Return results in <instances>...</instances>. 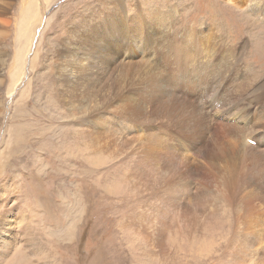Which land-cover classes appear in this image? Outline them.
<instances>
[{
	"label": "rangeland",
	"instance_id": "rangeland-1",
	"mask_svg": "<svg viewBox=\"0 0 264 264\" xmlns=\"http://www.w3.org/2000/svg\"><path fill=\"white\" fill-rule=\"evenodd\" d=\"M184 1L122 0L121 4L115 0L114 4L112 0H12L10 10L1 17L5 22L0 25V195L6 192L0 198V217L8 214L11 219L0 227V232L2 238L16 241L9 248L0 249V264H247L250 260L253 264H264V197H261L264 152H259L264 151V146H250L245 138L246 135L254 138L257 132L264 131V96L258 99L260 90L249 88L246 103L250 108L245 115L247 119L253 118V113L257 115L252 122L248 120L249 125H244L245 136L239 132V124H234V119L227 122V115L222 112L227 110L225 104L232 108L235 105L236 111L239 106V100L233 98L235 87L227 88L230 82L225 80L228 76L239 79L245 74L235 73L240 64L232 62L234 58L246 55L244 60L259 70L258 77L264 75V16L258 14L264 11V0H256L254 11L250 6L255 0ZM127 4L142 12L148 9L152 16L133 19L135 10L126 13L120 8ZM166 13L170 15L165 16ZM149 17L153 24H145ZM174 18L179 22L174 23ZM27 38L33 41L28 44ZM84 41H89V45L84 46ZM172 43L176 47L183 44V55L188 50L198 53L201 46L208 53L211 51L208 44H217L216 71L220 63L228 64L225 62L228 60L230 64L223 69L228 75H223L226 77L209 89L205 84L194 87L177 72L172 74L174 78L163 75V87L151 74L140 85L130 82L132 75L144 69L165 72L170 60L165 53L175 54L176 48L171 51L168 47ZM64 48H68L64 53L76 65V71L86 70L91 75L65 81L60 71L64 66L57 63V51ZM23 49L26 63L22 64ZM126 56L131 57L121 62ZM79 59L81 66L76 61ZM90 60L93 66L88 68ZM185 60L186 68L187 57ZM72 64L65 65L67 75ZM22 65L25 74L16 86L22 77H16ZM173 67L178 70L176 65ZM176 82L175 89L165 87H174ZM76 84L78 95L70 104L66 93L68 87ZM90 86L96 91L91 97L87 95ZM102 91L108 95L106 101H101ZM117 92L122 93L121 98H116ZM216 93L222 96L217 98ZM155 96L163 104L179 99L178 117L174 115V107L156 102L143 104L142 100ZM222 97L232 98L223 104V100L218 102ZM120 99L128 105L126 108L117 104ZM212 99H216L215 111L209 109ZM218 112L224 113L217 117L219 121L213 117ZM223 128L228 129L236 167L247 162L253 152L256 157L242 171V199H238L242 202L250 194L247 200H252L251 204L259 202L253 216L245 210L246 200L243 205L239 203L242 209L239 204L232 207L226 204L222 191L231 176L228 171L224 173L223 167L233 164L231 158V163H227L228 159L218 160V170L210 168L214 176L199 175L197 169L196 175H189L179 189L171 188L174 164H182L189 174L201 167L205 158L210 160L215 151L222 150L215 137H222ZM107 133L130 143L132 135L143 136L147 143L142 140L141 144L145 142L142 157L132 148L128 155L123 153L129 148H121L119 144L123 141L107 147L106 152L100 146L92 149L89 139L94 137L90 134ZM136 157L147 167L145 180L140 181L142 185L157 192L162 186L174 189V202L184 204L193 185L199 184L200 190L208 193L214 187L212 197L205 198L203 192L204 197L198 195L210 206V211H215L213 222L218 227L214 224L206 231L201 226L195 227L187 231L190 234L184 231L185 237L176 234L174 218L178 208L174 203L160 200L155 205L156 199L144 194L140 182H131ZM154 166L159 181L154 180ZM217 173L219 189L213 184L218 179ZM207 205L204 209L209 211ZM214 206L218 209L214 210ZM9 209L14 211L8 212ZM139 215L150 224L159 223V228L137 232L130 223ZM31 239L35 242L30 243Z\"/></svg>",
	"mask_w": 264,
	"mask_h": 264
},
{
	"label": "bare ground",
	"instance_id": "bare-ground-1",
	"mask_svg": "<svg viewBox=\"0 0 264 264\" xmlns=\"http://www.w3.org/2000/svg\"><path fill=\"white\" fill-rule=\"evenodd\" d=\"M103 1V0H102ZM120 1V3L122 4L123 2H122V0H119ZM180 1H184V0H180ZM232 3L234 2V3H239L240 2V0H230ZM112 2L115 4V0H112ZM185 2V1H184ZM166 3V2H165ZM12 5V0H0V25H1V23H3V22H5L1 17H3V16H6V14L8 13V11L10 10L9 8H10V6ZM117 5V4H116ZM136 6V5H135ZM152 6V5H151ZM257 6V2H256V0H255V2L253 3V4H251V6H250V10H252V11H254V8ZM121 9H123V11H125L126 10V13H128V10L129 9H132V10H135L134 9V7H131L130 5H123V6H121L120 7ZM136 11V15H134L133 16V19H135L136 18V20H137V18H140V17H142V16H146V15H150L149 14V12H150V10H143V12H142V9H138V10H135ZM151 14H153V13H151ZM171 14H172V12H171ZM260 16H264V11H262V12H259L258 13ZM168 15H170V14H165V16H168ZM150 16H152V15H150ZM163 17V16H162ZM132 18V17H131ZM145 18V17H144ZM150 18V17H149ZM146 19L145 20V24H148V23H150V24H153L152 22H151V18L150 19ZM171 18H172V20H173V17H171L170 16V20H171ZM153 19V18H152ZM155 22V21H154ZM179 22V19L178 20H175V18H174V23H178ZM124 24V23H123ZM139 25V24H138ZM100 25L98 24L97 25V29H100ZM167 31V30H166ZM207 31V30H206ZM29 32V31H28ZM167 32H169V31H167ZM194 32V31H193ZM65 33H67V31H65ZM150 34V33H149ZM179 35V33H177V36ZM182 36H184V35H182ZM190 36V35H189ZM33 37V36H32ZM204 37V36H203ZM185 38H187V37H185ZM190 38V37H189ZM209 38V37H208ZM28 39V38H27ZM26 39V40H27ZM165 39V38H164ZM204 40V39H203ZM31 41H33L31 38L30 39H28V44L31 42ZM204 42V41H203ZM33 43V42H32ZM196 43V42H195ZM83 45L85 46V45H89V41H84L83 42ZM183 44H181L179 47H176V44L174 43H172V44H170V45H168V47H171V51L172 50H174L175 48V54L174 55H171V53H170V51H167V54L165 53V55L166 56H168L169 57V63L167 64V66H166V71L165 72H161L160 70H157V69H151V68H148L147 70H142V71H140V72H138V73H135V76L133 77V75L131 76V78H130V82L132 83V84H134V85H137V84H141L143 81H145V80H147V75L148 74H151V78H153V79H155L158 83H160L161 84V86L163 87L164 86V84H163V82H164V78H163V75L164 74H168V75H170V77L172 76V74L174 73V72H177L180 76L179 77H182V76H184L185 77V81L187 80L188 81V83H192L193 84V86L194 87H196V86H202V85H207V88L209 89V88H212V87H214L217 83H218V81L220 82V80H221V78L222 79H224L226 76H223V75H228V74H226V71L225 70H223L225 67H227L229 64H230V61H228V60H226L225 62H228V64H224V63H220L219 64V67H218V71H216V68H217V63H216V59L218 58L217 57V55H216V53L218 52V46H217V44H215V45H210V44H208L209 45V48H210V50L211 51H209L208 53L205 51V49H204V47L203 46H201L199 49H198V53H197V51L196 52H194L193 53V51H190V50H188L184 55H183V53H181V46H182ZM23 46V45H22ZM254 46H259V45H254ZM173 47V48H172ZM244 47V46H243ZM24 48L26 49V47L24 46ZM150 48H153V45L152 44H150ZM264 48V47H263ZM244 49H245V47H244ZM243 49V50H244ZM66 50H68V48H64L63 50H61V51H57V54H58V56H59V58H58V61H57V63H58V65H60V66H64V67H61V76H63V77H65L66 78V80L65 81H67V80H69L71 77H75V79H85V77L86 76H88V75H91V73L90 72H87L86 70H83L81 73H78L77 71H76V65L75 64H72V62L67 58L68 57V55L67 54H65L64 52L66 51ZM26 51V50H25ZM25 51H24V49L21 51V61H22V64H23V61L25 60ZM90 52H91V49H90ZM169 52V53H168ZM262 52V51H261ZM143 54H145V51H143L142 52ZM244 53L245 54H247V52L246 51H244ZM90 54L91 53H89V55L86 57V59L88 60V58H90L89 56H90ZM131 55H135V53L134 52H132V53H130ZM263 55H264V53H262ZM127 55V54H126ZM170 55H171V58H170ZM192 55V57H190ZM131 56H129V57H127L126 56V58L124 59V61H122L121 60V62H127V60L130 58ZM187 57V67L185 68L184 66H183V63L184 62H186V60L185 61H183L185 58ZM190 57V58H189ZM246 57V55H244V56H242V57H236V58H234L233 60H232V62H235V63H238V64H240V67L237 69V70H235V73H245V74H243V76L241 77V78H233V77H230V76H228V77H226V82L227 81H229L230 83L229 84H227V88H228V86H232V87H235L234 89H232V87H231V89H232V92L235 94L234 95V100H239V106H238V109H237V111H236V106L234 105L233 106V108L232 107H230V105L229 106H227V104H225L226 105V107H227V110H225V111H222V109H221V111L222 112H224V113H222V112H218V113H214L213 114V117L216 119V120H218L219 121V118H217V117H219V116H221V114H224V115H227L226 116V121L228 122V120H230V122H232V120L234 119L235 120V122H236V124H239V126H238V130H239V132L242 134V136H245V133H246V128H245V126L244 125H249V121L250 122H252L253 121V119H254V117H255V114L253 113V118H250V116H249V119H247L248 117V115H245L246 114V111H248L249 110V106L247 105V103H246V100H247V97H248V95H250L249 94V88H252V87H254V90H260V92H259V95H258V99H260V98H262L263 96H264V75H262V76H260V77H258L259 76V70H255V69H253L255 66H254V64L252 63V62H247V61H245L244 60V58ZM27 58V57H26ZM81 59V58H80ZM79 59V61L78 60H76L77 61V64L79 65V66H81V65H83V63H82V60H80ZM34 61V60H33ZM117 61H119V58L116 60V62ZM160 61V60H159ZM25 63H26V61H24ZM68 63H70V64H72L71 66H70V69H69V71H68V75L66 74L67 73V70H66V67H65V65H67ZM120 64H118V66H119ZM173 65H176L177 66V68H178V70H176V69H174V67H173ZM93 65H92V62H91V60H90V64H89V66H88V68H91ZM231 66V65H230ZM229 66V67H230ZM21 67V69L19 70V72H18V74L16 75V77H20L21 75H22V77L20 78V80L19 81H17L16 83H15V85L17 86V84L19 83V82H21L22 81V79H23V74H25L24 73V71H25V69H24V67H23V65L22 66H20ZM22 67H23V69H22ZM232 67H234V65H233V63H232ZM232 67H230V68H232ZM230 68H228V69H230ZM227 70V69H226ZM169 71H171L170 72V74H169ZM229 72V71H228ZM227 72V73H228ZM189 73H190V77H189ZM221 75V76H220ZM241 75V74H240ZM166 77V76H165ZM173 77V76H172ZM198 77H200L201 79H198ZM174 78V77H173ZM179 79V78H178ZM71 81V80H70ZM70 81H68V83L70 82ZM178 81V80H177ZM75 82V81H74ZM74 82H72V83H74ZM139 82V83H138ZM175 82V81H174ZM257 82H260V84H258L257 86L255 85ZM67 83V84H68ZM71 83V84H72ZM75 84V83H74ZM181 85V84H180ZM183 85V84H182ZM15 86V87H16ZM71 86V85H70ZM73 87H68V90H67V96H68V102L70 103V104H72V102H71V100L73 99V98H75L77 95H78V89H79V84H76L75 86L74 85H72ZM14 87V88H15ZM165 87L167 88V89H170V88H177L178 87V84H177V82L175 83V86L174 87H172V86H167V85H165ZM180 88H181V86H180ZM183 88V87H182ZM230 89V88H229ZM235 89H236V91H235ZM61 90H62V88H61ZM61 93H62V91H60ZM96 91L94 90V88L92 87V86H90L89 88H88V90H87V95L89 96V97H91V96H94V93H95ZM225 92H227V91H225ZM232 93V94H233ZM248 93V94H247ZM254 94H256V93H254ZM64 95V94H63ZM228 95L229 94H227V97H228ZM222 96V95H221ZM220 96V97H221ZM122 97V93H118L117 92V95H116V98H121ZM124 97V96H123ZM207 97V96H206ZM216 97L217 98H220V97H218L217 96V93H216ZM232 97H230V98H226V97H222L221 99H219L218 100V102L219 103H221L222 102V100H223V104L227 101V100H229V99H231ZM108 99V95L107 94H105L103 91H102V99H101V101H106ZM66 100V99H65ZM138 101H140L139 99H137ZM161 99H159V97H151V98H149L148 100H142V102H143V104H152V103H157L156 105H160V106H164V105H168L169 107H174V115L176 116V117H178V111H180V109H181V106H180V100L179 99H174V100H171V101H169V100H166V102H165V104H163V103H160L159 101H160ZM78 101V100H77ZM122 99H120L118 102H117V104L119 105V106H122V107H127L128 105H124V104H122ZM130 101V100H129ZM136 101V100H135ZM134 101V102H135ZM125 104H127V103H125ZM222 104V105H223ZM219 105H221V104H219ZM224 105V106H225ZM113 106V105H112ZM218 106V105H217ZM77 108H79L78 107V102H77ZM215 108H216V99H212V102H211V107H209V109L210 110H213V111H215ZM220 108H222V107H220ZM226 109V108H225ZM223 115V116H224ZM257 115V114H256ZM175 117V118H176ZM179 117H182V115H179ZM225 117V116H224ZM249 120V121H248ZM239 122V123H238ZM222 122H220V124H221ZM151 124V123H150ZM149 124V125H150ZM83 126V125H82ZM87 126V125H86ZM231 126H229V128H230ZM221 130V133L223 134H221L222 135V137L220 136V135H216V137H215V142H218V143H221V148H222V150L221 151H219V152H216L215 151V153L217 154V155H215V153L213 154V158L212 159H207V158H205L204 160H203V163H202V165H201V167H196L195 168V171L193 170V171H191L189 174L186 172V170H184V169H182L183 168V165L182 164H180V163H176V164H174V184H172L171 185V188L172 187H174L175 188V191H176V189H179V186L181 185V184H183L186 180H187V177L189 176V175H196V172H197V169H198V174L199 175H202V173H205V175H207V173H209L211 176L213 175L214 176V173L212 172V170L210 169V168H212V169H217V161L218 160H221V161H226L227 159H228V162L227 163H229L230 162V160L231 161H233V164H228L227 165V167L225 168V167H223L224 168V173L226 172V171H228V173H229V175L231 176L230 178L231 179H229V178H227L226 179V182H225V184H224V186H226L227 188L226 189H222L223 191H222V193L223 194H225V196H226V201H227V203L226 204H228L227 206H229V207H232L233 205H236V206H239L240 204L239 203H241V205H243L242 203L246 200V202H244V205L246 206V208H245V210L247 211V213L248 214H252L253 213V209H254V207L255 206H257V203H259V202H257L256 203V205H253V204H251V202H252V200L250 201V200H247V197H249V195L250 194H248V195H246L245 197L244 196H241V197H244L245 198V200L244 201H242V202H239L238 201V199H242V198H240V177L242 176V171L243 170H245V169H247L248 168V163L249 162H251V161H253V160H255L256 159V157L254 156V152H253V155H252V157L250 158V159H248L247 160V162H244L241 166H239L238 167V165H237V167H236V163H235V155H234V152H233V150L231 149V147H230V145H229V142H228V140H229V137H228V129L227 128H223V129H220ZM88 132V131H87ZM219 132V131H218ZM217 132V133H218ZM86 133V132H85ZM89 133V132H88ZM91 135V137H94V139H89V142L92 144H90L91 146H92V149H94V150H96V149H99V146H100V150H103L104 152H106L105 151V149H108L111 145H113V144H116L118 141H123L121 144H119L120 146H121V148H125V147H129L126 151H124L123 153H126L127 155L129 154V149L130 148H132L131 150H134V152L138 155V156H141L142 157V154L144 153H142V147H143V144L146 142L145 141V139H144V137L143 136H141V137H137V136H133L132 135V137H131V143H130V141L129 140H126L125 138H123V137H120V136H117L116 134H113V133H107V134H103V135H96V134H90ZM262 136V142H259L258 143V145L256 146L257 148H261L260 146H261V144L264 146V131H259V132H257V134H256V136L254 137L256 140H257V138H258V136ZM88 136V135H87ZM90 137V136H89ZM247 137H250V135H246L245 136V138H247ZM130 138V137H129ZM142 140L143 141H145L143 144H141L142 143ZM153 140V139H152ZM249 141V140H248ZM87 142V141H86ZM147 143V142H146ZM158 144H159V142H158ZM149 145V144H148ZM147 145V146H148ZM157 145V144H156ZM198 145V144H197ZM196 145V146H197ZM200 145V144H199ZM117 146V145H116ZM116 146L113 148V149H116ZM146 146V147H147ZM162 146V145H161ZM225 146V147H224ZM108 147V148H107ZM152 147H154V146H152ZM151 147V148H152ZM158 147V146H157ZM248 147V146H247ZM150 148V149H151ZM158 148H160V147H158ZM264 148V147H263ZM87 149V148H86ZM138 149H140V150H138ZM217 150V149H216ZM189 151H191V150H189ZM259 152H264L263 150H261V151H259ZM117 154H118V152H116ZM116 154V155H117ZM131 154H133V153H131ZM90 155V154H89ZM152 155V154H151ZM131 156V155H130ZM214 156H215V158H214ZM152 157H154V155L152 156ZM231 158V159H230ZM144 160V159H143ZM224 163V162H223ZM231 163V162H230ZM156 164V163H155ZM224 165H226V164H224ZM221 166V165H220ZM147 167L145 166V164L143 163V161L141 160V161H139V157H136V165H135V169L133 168V170H135L134 172H133V175H134V177L131 179V182H136V181H138V182H142V179L143 180H145V177H143V174H144V170L146 169ZM154 169H153V171H152V173H154V180L155 181H159V179L157 178H155V175H156V173H155V170H156V168H155V166L153 167ZM240 169V170H239ZM218 170V169H217ZM128 172H129V170L127 171V174H128ZM197 174V175H198ZM149 176H150V178H152V175H150V174H148ZM160 178H164L165 176H159ZM215 177H218V179H216V181H215V183H213V184H215L214 186L217 188V189H219V183L217 182L218 180H219V177H220V174L219 173H217L216 175H215ZM214 177V178H215ZM140 182V186H142L143 187V189H144V191H145V193L144 194H151V195H153V198L154 199H156V202H155V205H157L158 204V202L160 201V200H165V201H172L173 203H174V205H175V207L176 208H178V214H177V216L174 218V226L176 227L175 229H174V232L176 233V234H178L179 236L181 235V236H183V237H185V235H184V231H190L191 229H195V227H199V226H201L203 229H204V231H206V228H211V227H213L214 226V224L216 225V223H215V221L213 222V217H214V212L215 211H210V206L209 205H207V204H205L204 203V201H203V198H201V197H204V195L202 194V192L205 194V198L206 197H209V196H211L213 193H214V191H213V188H212V190H210L209 191V193L208 192H206V191H201L200 189H201V186L198 184V185H193L192 186V188H191V190H190V196L189 197H186L185 198V203L184 204H181V202H174L173 200H175V198L176 197H174V192H173V190L174 189H172V190H169L170 189V187H164V186H162V188L160 189V191L159 192H157L156 190H154V189H152V188H149L148 186L147 187H144V185L145 184H143L142 185V183ZM207 182H209L208 180H207ZM212 182V181H211ZM137 183V182H136ZM135 183V184H136ZM204 183H205V180L204 181H202V187H203V185H204ZM212 184V185H213ZM138 185V184H137ZM212 185L210 186V188L212 187ZM135 186V185H134ZM146 186V185H145ZM251 186L252 185H250V184H247V187L248 188H251ZM257 187L259 186V185H256ZM139 187V186H138ZM257 187H255V188H257ZM205 188H207V187H205ZM209 188V187H208ZM263 188V187H262ZM216 189V190H217ZM258 189H260V187H258ZM13 190V189H12ZM11 190V191H12ZM255 190V189H254ZM0 191H1V189H0ZM258 190H256V192H257ZM219 192H221V191H219ZM254 192V191H253ZM251 193L252 195H254V193ZM259 192V191H258ZM257 192V193H258ZM5 193L6 192H4L2 195H0V198H2L4 195H5ZM17 193V192H16ZM165 193V194H164ZM12 194V193H11ZM13 194H14V192H13ZM201 196H199V195ZM264 194V193H263ZM222 196V195H221ZM255 196V195H254ZM147 197V196H146ZM212 197V196H211ZM257 197H258V194H257ZM260 197V196H259ZM261 197L263 198L264 197V195L262 196L261 195ZM150 198V197H149ZM243 198V199H244ZM223 199H225V197L223 198ZM260 199V198H259ZM258 198H257V200L258 201H260ZM177 200V199H176ZM207 200V199H206ZM233 200H235V202L233 201ZM255 199H253V201H254ZM256 200V201H257ZM263 201H264V198H263ZM255 202V201H254ZM171 203V202H170ZM210 204V203H209ZM239 204V205H238ZM263 204V203H262ZM207 205V207L209 208V211H207L206 210V208L204 209V206H206ZM212 205V204H211ZM240 205V207H241V209L243 208L242 206ZM262 206H264V204L262 205ZM207 208V209H208ZM237 208H239V207H237ZM237 208H236V211H238L237 210ZM263 208V207H262ZM15 209V211H17L16 209V207L14 208ZM14 209H9V210H7L8 212H13L14 211ZM218 209V206H214V210H217ZM198 210H200L199 212H200V214H197V211ZM255 210V209H254ZM207 211V212H206ZM245 211V212H246ZM256 211H257V207H256ZM259 211V210H258ZM261 211V210H260ZM241 212V211H240ZM242 212H244L243 210H242ZM7 213V212H6ZM220 213V212H219ZM237 213V212H236ZM10 214V213H9ZM14 214V213H13ZM198 215H199V217H198ZM236 216H237V214H236ZM251 216H253V215H251ZM261 216V215H260ZM9 217V215L8 214H6L4 217H3V214H2V216L0 217V227H2L4 224H5V222H8L9 220H11V219H9L8 218ZM238 217V216H237ZM255 217V216H254ZM258 217V216H257ZM215 218V217H214ZM239 218V217H238ZM240 218H241V215H240ZM243 218V217H242ZM260 218V217H259ZM9 219V220H8ZM217 219V218H216ZM241 220V219H240ZM251 220V219H250ZM253 220V219H252ZM259 220V219H258ZM144 221H146V218H145V220L142 218V215H139L138 217H137V219H136V221H134V220H132V222L130 223V225L133 227V229H135L137 232H139L140 230H142L143 228H150V227H155V228H159L158 226H160V224L159 223H153V224H150L148 221H146L145 222V224H143V222ZM217 221H220V219L219 220H217ZM216 221V222H217ZM261 221V220H260ZM263 221V220H262ZM128 222V221H127ZM254 222H255V220H254ZM21 223H22V221H21ZM219 223V222H218ZM252 223H253V221H252ZM257 223H261V222H257ZM262 223H264V222H262ZM129 225V224H128ZM252 225V224H251ZM256 225V224H255ZM254 225V226H255ZM258 225H260V224H258ZM262 225V224H261ZM217 226V225H216ZM222 226V225H221ZM247 226H249V225H247ZM218 227V226H217ZM4 228H5V226H4ZM10 228H11V226H10ZM9 228V229H10ZM251 228V227H250ZM263 228V227H262ZM132 229V228H131ZM218 229H220V228H217L216 230H218ZM254 229V228H253ZM199 230V229H198ZM256 230V229H255ZM11 231V230H10ZM14 231H16V230H14ZM29 231V230H28ZM27 231V232H28ZM33 231V230H32ZM214 231H215V229H214ZM213 231V232H214ZM250 231V230H249ZM34 232V231H33ZM188 234H190L191 232H187ZM193 233V232H192ZM26 234V233H25ZM34 234V233H33ZM2 235H3V233L2 232H0V249H3V248H9V246L10 245H12V244H15V241H16V239H12V238H8V237H6V238H2ZM10 235V234H9ZM32 235V234H31ZM31 235H29L30 236V238L32 237ZM197 235V234H196ZM196 237V236H195ZM35 241H33V239H31V242L30 243H34ZM201 246V245H200ZM17 251H22V250H20V249H16ZM206 250V249H205ZM2 252V251H1ZM25 253V252H24ZM252 253V252H251ZM2 254V253H1ZM35 254V253H34ZM3 255H5V254H3ZM1 256V255H0ZM4 257V259H5V257L6 256H3ZM251 257V256H250ZM2 258V257H1ZM243 259V258H242ZM260 259V258H259ZM6 260V259H5ZM244 260H249V259H246V258H244ZM247 262V261H246ZM251 262V260L248 262V263H250ZM247 263V264H248ZM252 263V262H251ZM250 263V264H251ZM22 264V263H21ZM27 264V263H26ZM238 264V263H237ZM253 264V263H252ZM254 264H256V262L254 263Z\"/></svg>",
	"mask_w": 264,
	"mask_h": 264
},
{
	"label": "clouds",
	"instance_id": "clouds-1",
	"mask_svg": "<svg viewBox=\"0 0 264 264\" xmlns=\"http://www.w3.org/2000/svg\"><path fill=\"white\" fill-rule=\"evenodd\" d=\"M236 122H234V124H235ZM246 139H249V144L248 145H250V146H257L258 145V143L259 142H262V136L260 135V136H258V138H257V140L255 139V138H253V137H247Z\"/></svg>",
	"mask_w": 264,
	"mask_h": 264
}]
</instances>
